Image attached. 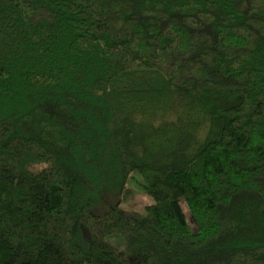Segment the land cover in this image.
<instances>
[{
    "label": "trees",
    "instance_id": "trees-1",
    "mask_svg": "<svg viewBox=\"0 0 264 264\" xmlns=\"http://www.w3.org/2000/svg\"><path fill=\"white\" fill-rule=\"evenodd\" d=\"M0 264H264V0H0Z\"/></svg>",
    "mask_w": 264,
    "mask_h": 264
},
{
    "label": "rangeland",
    "instance_id": "rangeland-1",
    "mask_svg": "<svg viewBox=\"0 0 264 264\" xmlns=\"http://www.w3.org/2000/svg\"><path fill=\"white\" fill-rule=\"evenodd\" d=\"M107 201H113L111 198H109ZM153 201L152 199L147 196L146 194H144V192L142 190H140L138 188V185L135 181H133L132 183H129L127 185V193H126V201L123 202L121 204V207L123 209H127V210H133V211H143V209L152 204ZM183 212L187 218V221L189 223V226L192 227V223L188 214V211L186 209V207L184 206V204H181ZM95 214H99V212L97 211V209H94L93 211ZM108 242L111 240L107 239ZM120 248H123L122 245H119Z\"/></svg>",
    "mask_w": 264,
    "mask_h": 264
}]
</instances>
